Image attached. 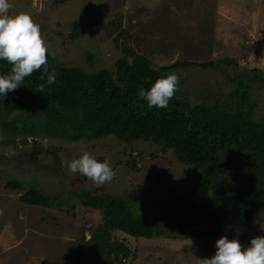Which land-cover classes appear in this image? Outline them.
Here are the masks:
<instances>
[{
	"label": "rangeland",
	"instance_id": "obj_1",
	"mask_svg": "<svg viewBox=\"0 0 264 264\" xmlns=\"http://www.w3.org/2000/svg\"><path fill=\"white\" fill-rule=\"evenodd\" d=\"M11 15L27 12L41 26L50 55L63 66H82L86 71L114 69L122 56L113 38L121 29L129 34V45L157 65L180 60H215L226 57L231 73L264 70V0H9ZM77 36L70 38V34ZM122 44V42H119ZM93 54L88 60V52ZM55 53L54 55L52 53ZM235 68V69H234ZM227 78L220 70L186 68L178 92L191 103L209 102L213 95L228 94ZM251 98L257 102L254 118L264 120V82L253 84ZM36 108L5 113L0 106V264H77L75 247L79 232L98 225L99 209L75 202L74 210H59L23 204L22 191L4 187L7 178L16 177L43 192L66 197L82 188L126 197L134 206H151L167 193L172 183L178 193L195 184L190 167L178 162L173 152L162 153L151 142L121 143L113 136L103 139L69 141L55 137H13L3 126L14 119L43 122ZM12 139L15 144H13ZM57 153H37L33 142ZM84 152L98 161H110L115 178L96 186L87 177L69 173L64 166ZM125 161L129 163L126 164ZM136 161L135 166L132 162ZM160 174L159 181L151 180ZM72 202V200H71ZM65 207V206H64ZM178 238L147 239L125 236L115 231L136 251L124 264H199L211 258L216 241L223 236L239 239L246 248L251 239L264 236V213L254 211L251 220L234 224L222 220L169 232Z\"/></svg>",
	"mask_w": 264,
	"mask_h": 264
},
{
	"label": "trees",
	"instance_id": "obj_2",
	"mask_svg": "<svg viewBox=\"0 0 264 264\" xmlns=\"http://www.w3.org/2000/svg\"><path fill=\"white\" fill-rule=\"evenodd\" d=\"M75 36L77 32L70 34V38ZM128 41L129 34L124 29L113 38L115 47L122 52L113 70L63 66L49 54L46 67L49 72L55 71L54 84H46L47 74L42 67L15 91L0 97L5 113L32 108L43 113V122L14 119L3 124L13 139L22 137L23 145L29 143L30 136L69 141L113 136L126 144L136 140L151 142L162 153L171 150L178 162L190 167L196 181L191 189L178 193L167 182L166 195L151 206H134L126 197L105 193L102 188H82L68 192L66 197L51 196L19 178H7L4 187L22 191L18 199L23 204L69 211L74 210L77 201L101 211L100 223L87 228L89 237L85 230L79 232L74 249L77 264H123L133 258L136 251L118 239L115 231L134 238L176 239L178 236L169 232L217 220L244 224L255 210L262 209L264 213V120L254 118L257 102L250 92L253 84L264 82V70L230 73L222 67L229 60L226 57L177 59L168 65H157ZM92 57L89 51L88 60ZM11 67L6 60H0V75L8 74ZM197 67L220 70L227 78L228 94L213 95L209 102L191 103L185 92L177 91L166 109H150L138 96L139 89L149 90L164 74L175 72L181 82L184 69ZM41 84H45L43 91L39 90ZM33 147L39 154L58 152V148L45 149L37 141ZM135 164L133 161L132 166ZM150 179L159 181L160 174Z\"/></svg>",
	"mask_w": 264,
	"mask_h": 264
},
{
	"label": "clouds",
	"instance_id": "obj_3",
	"mask_svg": "<svg viewBox=\"0 0 264 264\" xmlns=\"http://www.w3.org/2000/svg\"><path fill=\"white\" fill-rule=\"evenodd\" d=\"M11 7L9 0H0V60H6L12 66L8 74L0 75V97L3 98L23 85L26 77L42 67L47 74L46 84L56 82L55 71L49 72L46 67L50 48L41 26L27 12L11 15ZM40 78L43 80L44 75ZM113 79H116L115 75ZM179 82L180 78L175 72L164 74L151 84L149 90L139 89L138 96L147 102L150 109H166L179 90ZM44 87L45 84H41L39 90L43 91ZM64 166L69 173H79L96 186L111 182L116 176L107 158L100 162L88 152ZM216 249L211 258L199 259V264H264V236L252 238L250 246L246 248L239 239L230 240L223 236L216 241Z\"/></svg>",
	"mask_w": 264,
	"mask_h": 264
},
{
	"label": "crops",
	"instance_id": "obj_4",
	"mask_svg": "<svg viewBox=\"0 0 264 264\" xmlns=\"http://www.w3.org/2000/svg\"><path fill=\"white\" fill-rule=\"evenodd\" d=\"M126 236V235H125ZM128 236V235H127ZM131 237V236H130Z\"/></svg>",
	"mask_w": 264,
	"mask_h": 264
},
{
	"label": "built area",
	"instance_id": "obj_5",
	"mask_svg": "<svg viewBox=\"0 0 264 264\" xmlns=\"http://www.w3.org/2000/svg\"><path fill=\"white\" fill-rule=\"evenodd\" d=\"M124 264V263H123Z\"/></svg>",
	"mask_w": 264,
	"mask_h": 264
}]
</instances>
